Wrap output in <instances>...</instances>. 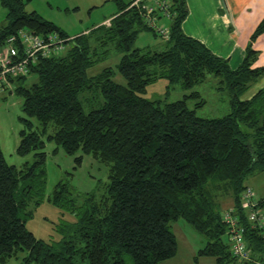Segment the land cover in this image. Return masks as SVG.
<instances>
[{
    "label": "trees",
    "instance_id": "1",
    "mask_svg": "<svg viewBox=\"0 0 264 264\" xmlns=\"http://www.w3.org/2000/svg\"><path fill=\"white\" fill-rule=\"evenodd\" d=\"M116 1L119 10L109 25L73 36L62 52L32 64L29 73H36L35 82L25 86L27 75L12 79L22 111L41 128L33 129L31 120L19 117L25 127L19 131L16 153L33 152L31 162L9 164L0 148V264L19 251L23 264H158L177 252V239L167 224L179 218L205 238L199 256L215 258L213 264L240 260L226 242L218 193L227 194L244 214V178L264 170V86L243 98L264 75V66L255 65L259 53L252 44L264 33V17L241 62L232 68L227 58L183 32L185 0H170L169 22L159 16L167 23L166 40L137 8H128V0ZM0 3L7 10L0 47L21 28L41 36L56 31L71 37L34 11L25 12L21 0ZM142 30L159 35L165 47H133ZM109 45L122 54L116 69L125 84L113 79L115 70L108 66L87 75L92 64L108 55ZM208 75L229 95V111L220 117L197 114L205 100L195 90L174 101L142 95L159 78L167 81V89L176 84L192 89ZM189 98H198L192 107ZM44 136L74 156L76 165L82 154H89L108 168L106 192L98 198L93 192H77L76 198L67 183L55 184L47 201L75 218L59 224L58 240L39 239L26 228L33 209L45 200ZM258 207L264 212V196ZM241 217L250 251V259L241 261L264 264V229L250 228Z\"/></svg>",
    "mask_w": 264,
    "mask_h": 264
},
{
    "label": "rangeland",
    "instance_id": "2",
    "mask_svg": "<svg viewBox=\"0 0 264 264\" xmlns=\"http://www.w3.org/2000/svg\"><path fill=\"white\" fill-rule=\"evenodd\" d=\"M25 12L34 11L40 18L53 23L59 32L66 35L75 36L85 34L90 29L103 24V21L110 19L119 10L116 0H21ZM125 1V0H120ZM6 8L0 3V27L6 22ZM165 22V21H164ZM169 22V20H168ZM167 24V23H166ZM166 42L159 36L150 31H139L133 41V47L163 49ZM121 52H118L112 45H109V53L97 60L87 69V75L91 76L98 73L104 67H111L115 70L113 79L125 84L123 77L117 72L116 66L120 60ZM37 79L36 73H29L24 79L25 86H29ZM260 83L262 84V80ZM167 81L159 78L146 87L142 94L150 100L174 101L181 99L184 94L191 90L198 91L205 100L202 107L197 109V114L203 117L213 118L225 115L229 111V95L227 91L217 87L216 78L208 75L207 80L195 85L192 89H183L178 84L167 89ZM15 87V84H13ZM198 98H189L188 105L193 106ZM97 103H95L96 105ZM22 97L14 92L13 89H6L0 93V148L7 163L20 167L24 162H31L33 152L21 156L16 153L19 143V131L24 128V121L19 117L27 118L32 121L33 129L41 125L34 118L26 115L22 111ZM85 110L88 106L85 105ZM47 133H51L49 128ZM47 134H45L46 136ZM45 140L43 150L46 152V171L47 184L45 200L37 205L32 212V216L26 222V228L35 237L43 240H58L61 232L58 230L59 224L67 221H74V216L68 209L56 207L47 201L54 186L61 181L67 183L69 193L78 198V193L84 194L93 192L96 197H100L106 192L108 184L107 166L94 159L89 154H82V161L76 165L74 156L65 153L61 146L53 140ZM56 151L53 153V150ZM78 152L76 155H80ZM244 184L251 187L255 198L264 195V170H253L244 178ZM221 209L232 206V200L227 194L218 193ZM82 199V197H80ZM80 201L77 200V203ZM168 228L174 233L177 239V252L175 256L159 262L158 264H213L215 258L198 255V250L205 245V238L198 233L188 222L179 218L170 220ZM24 253L19 251L15 255L7 258L3 264H23ZM36 264V263H32ZM223 264H244L241 260L226 261Z\"/></svg>",
    "mask_w": 264,
    "mask_h": 264
},
{
    "label": "built area",
    "instance_id": "3",
    "mask_svg": "<svg viewBox=\"0 0 264 264\" xmlns=\"http://www.w3.org/2000/svg\"><path fill=\"white\" fill-rule=\"evenodd\" d=\"M128 8H137L145 23L155 29L165 40L168 39V29L164 20H170V0H128ZM159 16L161 18H159ZM110 24V19L103 22ZM73 38L62 37L53 31L41 36L26 28L19 29L15 34L6 38L0 47V93L6 89H13V78L29 74L30 66L41 58L59 54L65 48V43ZM19 46L22 47V56L19 55ZM240 206L244 211L241 214L236 208L228 207L221 212L225 223L226 242L230 252L240 260L250 259V251L246 247L244 233L247 222L250 228L264 229V212L258 207V198H255L251 187L246 186L240 195Z\"/></svg>",
    "mask_w": 264,
    "mask_h": 264
},
{
    "label": "crops",
    "instance_id": "4",
    "mask_svg": "<svg viewBox=\"0 0 264 264\" xmlns=\"http://www.w3.org/2000/svg\"><path fill=\"white\" fill-rule=\"evenodd\" d=\"M185 3L187 15L181 23L183 32L202 41L213 53L227 58L235 68L244 56L253 30L264 17V0H185ZM252 44L259 53L255 65L264 66V33ZM260 81L246 91L244 99L264 86V79L258 85Z\"/></svg>",
    "mask_w": 264,
    "mask_h": 264
}]
</instances>
